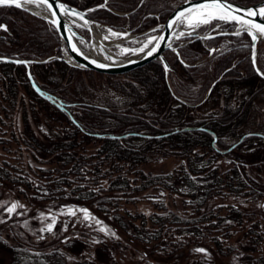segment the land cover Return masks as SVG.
Returning a JSON list of instances; mask_svg holds the SVG:
<instances>
[{"label": "trees", "instance_id": "16d2710c", "mask_svg": "<svg viewBox=\"0 0 264 264\" xmlns=\"http://www.w3.org/2000/svg\"><path fill=\"white\" fill-rule=\"evenodd\" d=\"M65 1L83 8L104 0ZM140 1L107 0V3L113 9L126 11L135 8ZM180 1L143 0L128 15L105 7L91 11L90 15L114 28L146 30L164 21ZM235 1L253 4L258 0ZM0 25L7 29L0 28V55L52 57L29 64L37 83L53 94L56 102L33 89L24 64L0 59V111L7 110L2 116L8 115L18 91L24 89L30 102L48 109L47 115L54 122L50 142L55 147L47 151H55L57 155L56 166L42 169L41 176L32 171L13 172L19 169L18 165L0 161L1 184L18 186L35 207L64 200L87 206L97 214L114 212L113 229L119 236V228L121 232L124 230L123 239L146 258L149 252L143 242L153 240L157 244L166 242L168 237L171 242V237L178 234L198 244L212 242L221 254L232 251L233 245L227 248L221 235L230 233L231 223L241 224L246 212L232 200L220 201L205 209L202 206L211 197L264 196V184L252 172L263 166L261 161L255 163L252 158L264 144V136L245 123L256 97L264 89V78L252 64L250 36L246 33L230 35L234 42L211 56L203 54L217 37L193 38L181 44L183 59L188 62L199 59L192 65L181 63L175 51L167 49L164 53L172 66L167 75L157 58L146 65L113 74L78 67L53 57L61 54L59 32L51 22L24 8L0 6ZM261 53H264L263 44L257 55ZM260 66L264 68L261 60ZM103 79L112 92L109 95H115L98 102L94 94L97 83ZM215 79L211 93L197 103ZM185 85H194L193 91H184ZM219 96H222L220 111H202L205 104ZM195 125L202 127L187 128ZM256 139L260 142L255 145ZM33 142L36 146L39 144L38 140ZM164 155L179 159L173 170L153 172L142 167L143 163ZM221 158H229L228 167L220 168ZM149 186L175 193L183 191L194 213L183 215L169 208L164 199H155L150 211L133 212L124 208V213L119 214L117 209H121L123 199L134 201L136 193ZM104 190H120V193L107 195L101 193ZM246 234L250 250L257 252L250 257L252 263L264 264V222L252 221ZM110 247L118 260L116 263L125 264L120 248L111 243ZM20 263L31 264V260Z\"/></svg>", "mask_w": 264, "mask_h": 264}, {"label": "rangeland", "instance_id": "374dc122", "mask_svg": "<svg viewBox=\"0 0 264 264\" xmlns=\"http://www.w3.org/2000/svg\"><path fill=\"white\" fill-rule=\"evenodd\" d=\"M222 25L225 26L223 29L233 30L235 28V25L233 27H230L229 24ZM106 26L103 28L106 35H110L114 39L119 38V35L113 36L108 32V29L112 28L111 26ZM210 28L212 26H201L199 30H210ZM80 30L85 35H88L87 30L84 31L83 28H80ZM121 31L126 34L130 33L128 29ZM132 31V33H135L141 30L135 31L132 29ZM154 32L155 30H150L144 35L127 39V41L116 43L109 47H111L116 56H128L136 52L129 51L124 53L122 49L141 48V45L148 41ZM231 41L234 42L230 36L223 38V42L219 45L220 48H214L212 53L218 54L217 51L220 49L219 52H221L227 48ZM236 41L238 40L236 39ZM261 44H263L264 48V39H260L257 42L256 55ZM213 46H216V44L214 43ZM213 46L212 44L207 45L209 50L203 56H211L210 48ZM64 50H66L65 46L61 45V54ZM260 60L264 66V53H261L260 56L257 55L258 66H260ZM195 61L199 62V59ZM262 69L264 70V68ZM99 83H97L99 86H96L94 94L96 101L105 102L108 98L115 95H109L112 92L109 87L106 88L104 79ZM193 88L194 85H185L184 91L192 92ZM221 99L222 96L212 99L204 105L205 107L202 111H215V109L220 111ZM10 110L6 116H2V114H7V110L0 111V161L5 160L18 165L19 169H15L13 172L25 174V171H29L28 173L32 171L36 176H41L42 169L56 166V160L54 161V159L57 158L55 151H47V149L55 147L50 142V137L53 136L50 131L54 128V122L47 115L49 111L47 108H43L32 101L30 102L24 89L18 91L15 104ZM245 123H249L258 134L260 133L264 136V89L256 97L248 117L246 116L245 118ZM33 140H36V142L38 140L39 144L37 143L36 146ZM254 141L256 142L255 145L260 142L258 139ZM258 151L252 159H254L255 163L261 161L263 166H261V169L258 167V169H253L252 172L258 175L261 183L264 184V144L260 146ZM178 161L179 159L176 156L164 155L153 159V161L143 163L142 167L153 172H165L173 170ZM218 164H220V168L224 169L229 166L230 160L229 158H221ZM45 174L43 173V175ZM55 190H57V187ZM29 191L33 193L32 189ZM101 193L112 195L120 193V190L110 192L104 190ZM48 194L58 195L59 193L49 192ZM136 194L138 196L134 198V201L122 200L121 209L120 207L117 209L119 214L124 213V208H128L133 212L140 210L150 211L153 209L152 202L155 199H164L169 208L183 215L188 216V214L194 213V209L187 203L188 197L183 191L175 193L158 186H149ZM230 200L238 203L246 212L244 215L246 217L241 224L231 223L230 233L221 235V239L227 245V248L233 245L232 251L221 254L215 249L212 242H207L208 244H206L203 241V243L198 241L200 242L198 244L195 242L196 240L178 234L171 237V242L168 240L169 237L166 238V242L164 240L157 244L153 240L143 242V247L148 248L149 252V256L146 258V255L137 249L135 250L126 239H123L125 236L124 230L121 232L119 228V236V233L113 229V226H115L114 212L100 211L97 214L87 206L70 204L64 200L49 201L42 206L35 207L32 200L19 191L18 186L0 183V205L10 206L18 201L24 206L23 208H18L16 213L12 214L0 207V220L5 221L0 223V264H21L20 262L28 259L31 260V264H84L91 261H95L97 264H115L118 260L110 247V243L120 248L122 262L124 261L125 264H255L252 263L250 257L257 254V252L253 253L250 250L251 244L246 233L252 221L259 220L260 223L264 222V207H261V205H264V196L247 198L230 194V196L226 197H211L202 206V209L209 208V205L217 204L220 201L228 202ZM80 209H87L94 219L84 221L83 213L79 211ZM69 210L76 211V215H70ZM195 212L197 213L198 211ZM50 217H55L56 219L53 225V232H41L40 229L51 223ZM97 220L100 222L99 224L96 223ZM100 228H106L110 232H114L116 236L101 232ZM129 229L131 228L129 227ZM41 236H43V239L40 238ZM191 242H195V244ZM67 243H71V245L69 246ZM197 248L205 249L206 253L196 252L195 249ZM20 258L21 261L19 260Z\"/></svg>", "mask_w": 264, "mask_h": 264}, {"label": "water", "instance_id": "95a60500", "mask_svg": "<svg viewBox=\"0 0 264 264\" xmlns=\"http://www.w3.org/2000/svg\"><path fill=\"white\" fill-rule=\"evenodd\" d=\"M143 0H141L133 9L130 10H126V11H119L116 9L111 8L108 4L105 8H109L111 10H113L114 12L116 11L119 14L122 15H128L130 14L132 11L136 10L137 6H139L141 4ZM50 3L53 4V8L51 11H44V8L46 7L45 5H41L40 7L42 8V11H37L35 9H32L28 6H22L23 8L28 9L29 11H31L32 13H37V15L43 17L44 19L48 20V21H52V20H57L58 24H53L56 29L58 30L60 36H61V40L65 45L66 51L67 53L70 55L71 60L67 59V57L64 55V53H62L61 55H53V57L56 58H60V59H64L67 62H69L70 64L73 65H77L83 68H88V69H94L100 72H104V73H122V72H126L130 69L142 66V65H146L148 64L152 59H158L161 60L162 65H163V69L165 70L166 75L169 73V71L171 70V65L169 60L166 58L164 51L167 49H175L176 53H179V46L185 42L190 41V39H182L184 37H194V38H212L215 37L217 35H223L220 34L221 30H199V28H197L195 31H193L190 28H187L185 25L183 24H175L173 25L171 28L169 27V24L172 22V20L175 18V16L177 15V13H179L180 11L184 10L185 8L191 7L192 4H198V3H202L204 2V0H183L181 2H179V4L174 7L169 14L166 16L167 18L160 23V26H158L159 31L154 34L153 37H155L156 39H154L152 41L151 44L148 45V48L145 49L144 52L140 53V52H136V53H132L128 56H120V55H111L109 53V51H107L104 46L106 45L104 43V41L101 40V36L94 31V29L98 28V27H105V25H107L106 23L104 24L103 22H101L100 20L94 18L93 16L90 15V9H96L99 8L100 5L104 4L105 0L97 3V4H93L90 5L88 7H78L77 5H74L72 3H69L65 0H49ZM231 2L235 5L238 6L240 8H255V7H259L260 4L264 3V0H258L256 2H254L253 4H242L239 3L235 0H231ZM57 3H62L66 6L67 9L71 10H75V12L81 13V14H85V19H87L89 21L88 25L84 26V21L79 19V17L74 16V15H68L65 12H63V10H61L60 8L56 7ZM104 8V7H101ZM55 11L56 12V16H52L51 12ZM239 14V13H238ZM257 22L260 23H264V20H261V18L259 16H257L256 18ZM82 22V24H80ZM78 26H82L84 27L87 32L88 35H85L84 33H82L79 29ZM239 25H236L235 28L232 29H222L224 32L229 33L228 35H232L231 33L235 31V29L239 28ZM90 29V30H89ZM154 28L152 27H148V29L146 30H141V31H137L135 33H129L127 34V36H121L119 38L115 39V43H121L124 41H127V39L129 38H133V37H138L139 35H144L145 33H148V31L152 30ZM131 31V30H130ZM191 32L192 35L191 36H184L181 37L180 39H176V36L179 34V32ZM73 33L75 35H73ZM163 37V40H160L159 38ZM251 38V37H250ZM81 41L85 42H96L98 46H100L102 48V50L105 52V54H107L108 56L112 57L111 60H102L99 58H96L90 54H88L85 49L83 48ZM259 41V40H258ZM257 41V42H258ZM257 42L255 43V50L257 53ZM72 44H75L76 47L79 49V54L78 52H75L72 50ZM252 40H251V52H250V56L252 57V53H253V48H252ZM108 45V43H107ZM114 45V44H112ZM158 45V49L155 53H153L151 56L147 55V52L153 47ZM214 46L210 48V54L213 52L214 50ZM85 57H87V59H85ZM52 57H47V58H26V57H13V56H9V55H0V59L8 61V62H14V63H18L16 61H27V62H33V61H48L49 59H51ZM179 59H181L180 55L178 57ZM91 61H96V63L98 64H104L106 65V67L104 68H100L97 67L96 64L91 63ZM183 62L187 65H192L193 63H198V61L195 62H188L183 60ZM24 64L26 66V72H27V76L28 79L31 83V86L33 87V89L42 97L47 98L49 101L52 102H56L55 97L53 94L48 93L47 91H45L35 80L33 74L31 73L30 70V64ZM253 64V63H252ZM167 66V70L166 67ZM258 66V64H257ZM260 69H262L260 66H258ZM256 70V69H255ZM263 70V69H262ZM257 72V71H256ZM261 76V75H260ZM31 77V78H30ZM264 78V76H261ZM216 82V80L214 81V83ZM214 83L207 89L208 91L206 92L204 98L201 100L204 101V99L211 93V91L213 90L212 87L214 85ZM43 93V95L41 94ZM200 103V102H198ZM195 127H202V126H187V128H192L195 129Z\"/></svg>", "mask_w": 264, "mask_h": 264}, {"label": "snow or ice", "instance_id": "6c2138e0", "mask_svg": "<svg viewBox=\"0 0 264 264\" xmlns=\"http://www.w3.org/2000/svg\"><path fill=\"white\" fill-rule=\"evenodd\" d=\"M34 4L37 7H40L41 5H45L44 11H51L53 8V4L49 2V0H0V6H15L16 8H21L24 5ZM107 6V0H105L104 4L100 5L99 7H106ZM56 7L63 10L68 15H74L79 17V19L84 21V26L88 25L89 21L85 19V14H81L78 12H75V10H69L66 8V6L62 3H57ZM89 11H94V9H90ZM239 13V14H238ZM37 14V13H33ZM52 16H56V12H51ZM259 16L261 20H264V3L260 4L259 7L255 8H240L238 6H235L231 0H204L202 3L198 4H192L191 7L185 8L184 10L177 13L175 18L172 20V22L169 24V27L171 28L175 24H183L187 28L192 29L195 31L197 28L201 26H212L213 29H219L221 28L222 24H235L239 25L240 27L235 29L234 32H232V35L235 36H241L243 33H246L248 36L251 37V40L253 42L252 48V63L255 67L257 73L261 76H264V70L260 69L257 66V55L255 50V43L260 40L264 39V23H260L256 21V17ZM52 24H58L57 20L50 21ZM215 22V23H214ZM0 28L6 29V26L0 25ZM90 30V29H89ZM108 32L113 35H119L116 32H113L111 29H108ZM220 34L228 35L229 33L224 32L221 29ZM73 35H75L73 33ZM192 33L188 32L185 33L183 31L179 32V34L176 36V39H180L184 36H191ZM108 37L105 36L104 39H107ZM156 39L155 37H152L148 40V43L144 44L139 49H122V52L127 53L129 51L133 52H144L146 48H148V45L152 43V41ZM160 40H163V37L159 38ZM83 43V41H81ZM247 47V45H246ZM158 49V45L153 46L148 52L147 55L151 56L153 53H155ZM72 50L79 53V49L76 47L75 44H72ZM175 51V49H174ZM82 55V53H79ZM177 56L179 57V53H177ZM87 59V57H85ZM18 63H24L27 64L29 62L27 61H16ZM91 63L96 64L97 67L104 68L106 65L104 64H98L96 61H91ZM183 63V61H181ZM166 70H167V66ZM31 78V77H30ZM43 95V93H41ZM248 135H254L253 133H249ZM6 212L9 214L16 213V210L18 208H23L24 206L20 204L18 201L12 203L10 206L7 205H0ZM261 207H264V205H261ZM80 212L83 213V219L84 221L92 220L94 219L87 209H80ZM20 214V213H17ZM69 214L75 216L76 211L69 210ZM51 223H48L45 228L40 229L41 232H53V225L56 222L55 217H50ZM5 221L0 220V223H4ZM97 224L100 222L97 220ZM101 232H105L106 234H109L111 236H116L114 232H110V230L106 228H100ZM43 239V236L40 237ZM118 238V237H117ZM99 242V241H95ZM196 252L199 253H206L205 249L197 248L195 249Z\"/></svg>", "mask_w": 264, "mask_h": 264}, {"label": "bare ground", "instance_id": "6f19581e", "mask_svg": "<svg viewBox=\"0 0 264 264\" xmlns=\"http://www.w3.org/2000/svg\"><path fill=\"white\" fill-rule=\"evenodd\" d=\"M14 6V5H13ZM25 6H28V7H30V8H32V9H35V10H37V11H42V8L41 7H37L36 5H34V4H29V5H25ZM90 6V5H89ZM79 7V6H78ZM86 7H88V6H86ZM21 8H23V7H21ZM84 8V7H83ZM24 9H26V8H24ZM97 9V8H96ZM26 10H28V9H26ZM95 10V9H94ZM29 11V10H28ZM31 12V11H30ZM91 12V11H90ZM37 15V14H36ZM39 16V15H38ZM41 17V16H40ZM43 18V17H42ZM46 20V19H45ZM48 21V20H47ZM101 21V20H100ZM50 22V21H49ZM101 22H103V21H101ZM104 24L106 23V22H103ZM80 24H82V22L80 23ZM107 25H109L108 23H106ZM4 26V25H3ZM110 26V25H109ZM105 27H107L106 25H105ZM105 27H98V28H96V29H94V31H96L100 36H101V40L102 41H104V43L106 44L105 46H104V48L107 50V51H109V53L111 54V55H114V53H113V51H112V49H111V47H109L110 45H112V44H116L115 42V39L113 38V37H111L110 35H106V33H104V30H103V28H105ZM112 27V26H111ZM109 28V27H108ZM109 29H111L113 32H116V33H118L119 34V37H121V36H127V34L125 33V32H123V31H121V30H131L130 31V33L131 32H133L132 31V29L131 28H127L126 27V29H120V30H118V28H114V27H112V28H109ZM58 31V30H57ZM121 35V36H120ZM105 36H107L108 38L107 39H104V37ZM61 37V36H60ZM150 38H152V36L151 37H149V39ZM130 39V38H129ZM148 39V40H149ZM61 42H62V40H61ZM107 43H108V45H107ZM146 43H148V41H146V42H144L142 45H141V47L144 45V44H146ZM186 43V42H185ZM82 44V46H83V48L85 49V51L88 53V54H90V55H92V56H94V57H96V58H99V59H104V60H106V59H108V60H111V58L112 57H110V56H108L107 54H105V52L102 50V48L100 47V46H98L97 45V43L96 42H87V41H85V42H83V43H81ZM184 44V43H183ZM62 45L63 46H65L64 45V43L62 42ZM181 46V45H180ZM179 46V47H180ZM171 49V48H170ZM169 49V50H170ZM173 50V49H172ZM63 53H64V55L67 57V59H69V60H71V57H70V55L67 53V51L66 50H64L63 51ZM176 53V52H175ZM177 54V53H176ZM179 55H180V57H181V59L180 60H185V59H183L182 58V56H181V54H180V48H179ZM108 56V57H107ZM178 57V56H177ZM113 59V58H112ZM179 59V58H178ZM186 61V60H185ZM77 66V65H76ZM78 67H80V66H78ZM97 71V70H96ZM256 71V70H255ZM108 73V72H107ZM113 74H115V73H113ZM260 76V75H259ZM216 81H217V79H215ZM214 80V81H215ZM214 81L212 82V84L214 83ZM216 83V82H215ZM211 84V85H212ZM214 86V85H213ZM213 88V87H212ZM205 96V95H204ZM204 98V97H203ZM202 98V99H203ZM201 99V100H202ZM201 100H200V103H201ZM203 102V101H202ZM198 103V102H197Z\"/></svg>", "mask_w": 264, "mask_h": 264}, {"label": "flooded vegetation", "instance_id": "af4514ba", "mask_svg": "<svg viewBox=\"0 0 264 264\" xmlns=\"http://www.w3.org/2000/svg\"><path fill=\"white\" fill-rule=\"evenodd\" d=\"M228 26V25H227ZM225 26L224 25H221V28H219V29H215V30H221V29H223ZM213 29V27L212 28H210V30H212ZM214 30V29H213ZM227 36H230V35H217V36H215V37H217L218 39L216 40V41H214L213 42V44H212V46L214 45V43L216 44V46H214L215 47V49L216 48H220V43H222L223 42V38H225V37H227ZM219 51H220V49H219Z\"/></svg>", "mask_w": 264, "mask_h": 264}]
</instances>
